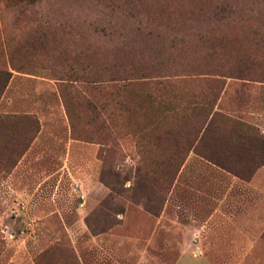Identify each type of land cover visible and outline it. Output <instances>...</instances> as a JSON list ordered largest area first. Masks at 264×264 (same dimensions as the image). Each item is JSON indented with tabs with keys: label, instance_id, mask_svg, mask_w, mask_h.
I'll use <instances>...</instances> for the list:
<instances>
[{
	"label": "rangeland",
	"instance_id": "rangeland-1",
	"mask_svg": "<svg viewBox=\"0 0 264 264\" xmlns=\"http://www.w3.org/2000/svg\"><path fill=\"white\" fill-rule=\"evenodd\" d=\"M239 3L233 57L264 33V0ZM207 4L0 0V264H264V166L238 179L163 133L182 104L215 110ZM226 82L218 107L264 134V90Z\"/></svg>",
	"mask_w": 264,
	"mask_h": 264
},
{
	"label": "trees",
	"instance_id": "trees-1",
	"mask_svg": "<svg viewBox=\"0 0 264 264\" xmlns=\"http://www.w3.org/2000/svg\"><path fill=\"white\" fill-rule=\"evenodd\" d=\"M27 5L33 4L37 0H21ZM112 3H118L121 7H132L137 9L141 4V0H109ZM166 0H154L157 6L156 12L162 10ZM175 4V0H172ZM207 1L215 9V73L211 76L215 83V110L212 103H201L198 100L185 106L184 104L177 107L176 110L166 116L167 121L174 120L173 125H168L163 131L165 136L174 137V145H178V139L181 137L186 142L183 154L186 155L190 150L198 153L207 161L217 165L218 167L232 173L233 175L249 180L255 171L264 164V134L255 125L245 121L241 116L232 113L228 108L218 107L216 101L220 93L226 88V80L233 79L237 81L236 88L243 89L251 87L250 85L257 83L259 90H264V33L263 30L255 31V42L253 45L254 53L251 55L248 48L244 46L239 52L234 51L237 55L233 57L231 50H224V46L230 45L236 35L242 37L244 35V26H240L238 30L230 27V24H238L244 22L245 14L239 9V0H200V8H209ZM3 11H1L2 13ZM142 15H144L142 13ZM146 15V14H145ZM37 19L33 17L25 18L23 13L17 12L14 17V22H30L34 23ZM37 39L38 43L45 36V31L39 32ZM212 39V38H211ZM177 45V44H176ZM174 46V48L176 47ZM182 47L177 46L180 50ZM233 51V50H232ZM236 59V60H234ZM76 57L73 62H78ZM80 64V63H79ZM67 65V64H66ZM73 69L72 67L70 70ZM69 72V71H68ZM1 73V72H0ZM72 77H56L61 81L59 89L65 90L64 81L84 80L81 72H71ZM3 76L0 81V92L5 87L6 82L11 76L10 71L2 72ZM143 76H127L122 78L125 81L122 86L125 88L130 84L131 79L142 80ZM127 82V83H126ZM207 82V81H206ZM162 82H157V86ZM72 86V85H71ZM70 86V87H71ZM164 86V85H163ZM217 105V106H216ZM85 106L91 113L97 114L98 106L91 100L85 103ZM6 118H0V122ZM9 121L10 119L7 118ZM212 143L210 145L209 143ZM218 143L219 152L214 150L207 151L208 147L213 146V143ZM215 146V145H214ZM234 158V159H233ZM184 160L178 162V167ZM74 264H77L74 262Z\"/></svg>",
	"mask_w": 264,
	"mask_h": 264
},
{
	"label": "crops",
	"instance_id": "crops-1",
	"mask_svg": "<svg viewBox=\"0 0 264 264\" xmlns=\"http://www.w3.org/2000/svg\"><path fill=\"white\" fill-rule=\"evenodd\" d=\"M262 166H264V164L261 165V166L257 169V171L260 170V169L262 168ZM255 172H256V171H255ZM253 175H254V174H253ZM253 175H252V176H253ZM236 177H237V176H236ZM237 178L239 179V177H237ZM240 179H241V178H240ZM242 180H243V179H242ZM215 211H216V210H215ZM215 213H216V212H215ZM152 221H153V220H152ZM156 221H157V223H160V218L158 217ZM153 222H155V221H153ZM155 223H156V222H155ZM155 229H156V226L153 227V230H152V233H153V234L156 233V230H155ZM154 231H155V232H154ZM140 232H141V230L139 229L137 233H140ZM140 251H141V253H143L145 250H144V248H143V249L140 250Z\"/></svg>",
	"mask_w": 264,
	"mask_h": 264
}]
</instances>
